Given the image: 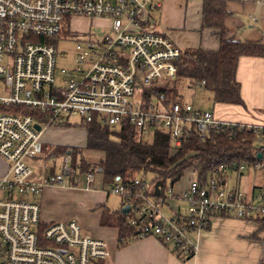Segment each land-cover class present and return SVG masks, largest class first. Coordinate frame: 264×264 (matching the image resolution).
I'll use <instances>...</instances> for the list:
<instances>
[{"label": "built area", "instance_id": "obj_1", "mask_svg": "<svg viewBox=\"0 0 264 264\" xmlns=\"http://www.w3.org/2000/svg\"><path fill=\"white\" fill-rule=\"evenodd\" d=\"M162 5L163 0H0V157L9 164L0 172V264H101L111 256L109 243L87 234L80 221L43 222L36 201L49 187L96 190V167L82 170V156L75 159L71 149L54 152L62 158L61 171L53 169L42 180L27 163L45 156L44 133L72 116L108 127L131 124L145 139L161 131L173 151L193 131L205 141L213 131L249 129L264 135V125L224 121L212 111L155 94L176 79L182 53L155 27ZM75 21L89 27L79 32L72 28ZM98 21L110 30L102 41L91 33ZM66 40H77V56L72 69L59 72L57 46ZM246 169L242 165L237 171ZM221 172L228 177L233 171L222 167L206 187L195 178L180 192L167 186L162 197L140 178L103 192L131 206L128 222L140 238L156 237L187 259L196 252L190 233L207 230L214 215L264 216L263 195L253 202L239 189L227 188L220 184ZM175 202L186 208L165 217L162 209Z\"/></svg>", "mask_w": 264, "mask_h": 264}, {"label": "trees", "instance_id": "obj_2", "mask_svg": "<svg viewBox=\"0 0 264 264\" xmlns=\"http://www.w3.org/2000/svg\"><path fill=\"white\" fill-rule=\"evenodd\" d=\"M226 2L227 0H202V28L213 30L214 36L220 40L219 49L208 51L200 47L182 50L176 79L170 85L158 88L155 92L157 96L166 101L184 102L176 83L185 79L195 87L211 92L215 104L245 105L237 80L238 64L242 57L264 58V42L245 43L228 37L225 20L229 13ZM203 81L206 84L202 86ZM83 125L87 129V148L104 155L99 164L87 163L82 150L77 147L60 146L57 153L63 155L71 149L75 159L80 154L82 170L85 172L96 166V174L100 173L98 180L104 190L119 182L129 185L136 178H150L152 193L162 197L165 188L174 186L188 170L193 171L201 187H206L222 167L237 171L240 166L245 165L248 169L260 170L264 174V167H256L260 163L264 164V135L257 136L253 130L213 131L211 139L206 141L193 131L188 141L180 149L173 151L170 137L161 131L155 132L152 138L145 139L138 136L131 124L108 127L96 122H84ZM218 178L220 184H226V173L221 172ZM261 192L264 199V185ZM121 199L123 203L119 212L111 211L106 206L99 209L103 212L100 225L118 229L119 247H124L139 240L140 233L129 224L127 214L122 213L126 200ZM175 203L167 208L175 209ZM213 217L228 215L224 213ZM256 221L264 228V216ZM209 228L210 225L207 229ZM180 258L184 260L183 257ZM261 264H264V259Z\"/></svg>", "mask_w": 264, "mask_h": 264}, {"label": "crops", "instance_id": "obj_3", "mask_svg": "<svg viewBox=\"0 0 264 264\" xmlns=\"http://www.w3.org/2000/svg\"><path fill=\"white\" fill-rule=\"evenodd\" d=\"M226 8L229 15L226 17L225 24L229 31V38L245 43L264 42V0H227ZM160 10V19H155V27L165 33L182 50L200 47L208 51L219 49L220 40L214 36L213 30L202 28V0H163ZM237 80L240 83V93L245 105L228 106L214 103L212 112L224 121L243 122V124L254 126L264 125V58L242 57L238 64ZM247 170L248 168L244 171L231 172L227 177L226 186L231 190L239 189L249 200L255 202L262 196V192L249 191L245 187L243 178ZM234 176H236L235 182ZM54 189L56 188H47L44 195L48 191L56 192ZM58 190L94 192L91 195L95 199H97L96 195L101 196L97 201L100 202L99 205L105 202L104 195L107 196L99 190ZM97 192L99 193L96 194ZM76 220L79 221L77 218ZM209 225L210 228L207 230L190 233L189 238L196 246V252L192 257L184 260L174 253L170 244L156 237L140 238L124 247H119L118 229L102 226L103 229L100 232L97 231L98 235L95 237L109 243L111 256L101 264L262 263L264 228L256 219L214 217Z\"/></svg>", "mask_w": 264, "mask_h": 264}, {"label": "rangeland", "instance_id": "obj_4", "mask_svg": "<svg viewBox=\"0 0 264 264\" xmlns=\"http://www.w3.org/2000/svg\"><path fill=\"white\" fill-rule=\"evenodd\" d=\"M160 11L161 10L155 12V19H160ZM98 22H95L91 27V33L94 40L102 41L106 35L110 34V30L105 27L106 24L102 23L101 21ZM74 25L75 26L72 25V28H76L79 32L86 31V29L89 27V24H87L86 21H75ZM79 36L83 35L79 34ZM76 41L77 40H66L64 42L58 43L57 49L59 55L57 58V66L59 72L64 69H72L73 65L75 64V58L77 56L75 48ZM168 82H166V85H170V83H172L170 81ZM176 86L178 87L179 93L182 96L181 100L184 102L193 103L197 108L203 110H213L214 99L211 92L206 91L201 87H195L189 80L185 79L183 81L177 82ZM83 123L84 122L80 117L72 116L69 122L66 124L53 126L44 133L42 142L45 143V156L42 158H32L27 160V163L30 165L32 171L35 173V176L39 178V180L47 177V174L53 169L55 170L56 174L60 173L62 158L54 156V152H58L60 146L80 148L85 161L91 165L99 164V162L104 158V155L101 152L93 151L87 148V129L84 127ZM8 166V162L0 157V172H4ZM93 167L95 168L96 166ZM244 175L245 178H243V181L245 182V187L249 189V191L255 190L256 193H260L264 185L263 171H255L254 169L249 168L246 173H244ZM95 176L96 182H98L95 186V188H97L96 190H99V192L105 191L103 186L101 187V184L99 183L100 180H98V177L101 176L100 173L97 172ZM193 178H195L193 171H186L184 177L174 185L175 191H182L188 186L190 180ZM140 179L146 180L148 184L151 183L150 178ZM235 179L236 176L233 177L234 182ZM83 183H85V181H83ZM86 187V185H80V190H86ZM54 188H56L54 189L56 192L48 191L45 195L40 196L36 200L37 203L42 205V221L45 223H53L73 218L76 220L77 218L81 222L86 233L94 237L95 235H98L97 231L100 232V230L103 229V227L100 225L101 215L103 212L99 210V207L106 206V208L112 211L119 212L123 203L121 196L112 193L108 197L103 194L105 196V198H103L105 202L99 205L100 202L98 203L97 201L101 196L96 195L97 199H95L91 195L94 192H67L64 190H58L61 189L59 187ZM179 207L182 209V211H184L186 204L176 202L175 209L177 210ZM162 213L165 217H169L171 215V210L166 207L162 209Z\"/></svg>", "mask_w": 264, "mask_h": 264}, {"label": "water", "instance_id": "obj_5", "mask_svg": "<svg viewBox=\"0 0 264 264\" xmlns=\"http://www.w3.org/2000/svg\"><path fill=\"white\" fill-rule=\"evenodd\" d=\"M36 128H37L38 130H40L39 125H37ZM259 157H261V155H260ZM118 180H119V178H118ZM130 207H131V206H129V205L125 206V207L123 208V210H122V213H123V214H128L129 211H130Z\"/></svg>", "mask_w": 264, "mask_h": 264}]
</instances>
